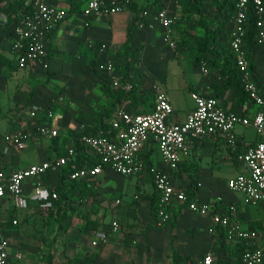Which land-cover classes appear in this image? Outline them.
<instances>
[{"label":"crops","instance_id":"0c3cea01","mask_svg":"<svg viewBox=\"0 0 264 264\" xmlns=\"http://www.w3.org/2000/svg\"><path fill=\"white\" fill-rule=\"evenodd\" d=\"M34 1L27 0L26 6ZM43 1L67 10L66 19L47 40L49 69L54 73V81L62 85L64 97H53L51 103L37 95L31 97V86L37 80L35 75L46 77L47 73L41 66H14L15 61H11L15 58L11 49V31H4L9 10L3 9L4 12H0V57L3 56L0 59V170L11 172L64 155L68 148L76 147L73 131L80 132L81 122L77 120L80 117L93 119L97 113H102L111 123L121 107L134 112L151 111L155 99L153 84L156 82L169 93L174 107L173 120L178 122L185 121L196 106L192 92L214 96L229 111L241 115L252 116L257 111V105L246 92H239L234 87L233 79L223 65L228 53H210L211 56L203 59L206 66L198 63L193 49L178 40L176 48L167 43L156 12L165 7L176 16L180 0H135L139 9H131L136 13L134 16L130 10H125L112 16L97 14L88 17L83 11L88 0ZM144 8L150 13L141 20L138 13ZM227 28L229 37L232 17ZM129 30L131 39L126 48ZM174 36L177 39L176 31ZM94 57H97L98 67L106 59L113 60L118 78L132 85L139 84L142 96L138 98L145 100L139 105L128 99L118 101L113 95L117 89L109 82V75L97 70L100 75L93 76ZM250 58L255 79L264 89V46L254 43L250 48ZM2 59L6 63H2ZM127 63L129 69L125 73ZM150 94L152 98H149ZM93 103H97L99 108H94ZM33 105L41 108L36 118L31 116ZM49 109L55 116L48 122L59 130L57 137H45L36 130L37 124L46 122ZM19 130H31L33 133L27 140V148L22 151L6 140L7 135ZM236 132L240 146L234 151L219 138H191L187 152L181 155L175 174L176 184L186 191L194 189V199L200 203L212 202L216 210L225 211L235 203L244 226L255 230L257 241L264 245V204L248 201L245 194L232 191L228 185L229 179L242 171L238 155L244 142L256 143L258 134L254 126L242 124L237 125ZM111 133L116 135V132ZM83 151L77 157L94 164L96 157L87 149ZM143 152L153 167L166 168L156 143ZM61 169L43 176L45 187L53 189L59 186ZM149 172L145 170L126 177L107 168L94 180H78V190L63 203L62 208H58L57 199L47 210L55 222L43 237L39 236L43 228L36 223L39 203L32 198L36 178L26 180L28 206H16L13 199L0 198V223L6 229L10 252L22 251L25 264H48L45 255L49 251L55 264H183L186 259H198L207 252H212L214 264H241L243 246L237 241H229L220 227L212 231V216L209 214L192 211L181 204L174 207L170 222L158 226L156 213L151 207L156 189ZM83 186L94 189L109 187L105 194L91 199L96 210L92 219L104 223L102 227L110 230L109 242L99 248L91 245L98 229L86 232L82 229L84 222L79 223L76 217L71 221L67 218L71 199ZM118 199L120 203H117ZM13 219L18 223L13 224ZM113 220H118L121 225L118 232L111 230ZM20 223L23 226L18 230L16 227Z\"/></svg>","mask_w":264,"mask_h":264},{"label":"built area","instance_id":"2783aa9c","mask_svg":"<svg viewBox=\"0 0 264 264\" xmlns=\"http://www.w3.org/2000/svg\"><path fill=\"white\" fill-rule=\"evenodd\" d=\"M3 4H6L4 2ZM133 0H88L84 14L94 16L106 14L112 16L119 12L132 9ZM235 13L232 16L230 31V48L240 72V79L248 97L257 105V111L252 116L241 115L229 111L218 98L199 92H192L195 108L183 122L173 120L174 107L169 93L158 82L153 84L155 92L154 107L149 112H134L121 107L113 121L115 134L101 130L97 134L84 133L80 142L98 160L94 164L85 163L82 166L73 165L69 178L72 180H94L101 176L107 168H111L123 176L138 175L147 170V163L142 157L146 147L156 143L166 163V168H152L154 186L158 193L159 209L156 214V224L161 226L172 219L174 207L186 205L190 210L212 216L211 230L220 227L229 241H237L244 247L242 264H264V245L259 244L258 233L244 226L238 206L229 205L225 211L216 210L212 202L200 203L198 199H190L183 188L177 186L175 174L179 168L181 155L187 152L191 138L203 140L214 137L224 140L234 151L240 144L236 132L239 124L255 127L258 140L256 143L244 142L243 150L238 159L242 168L235 177L229 179L228 185L232 191L242 192L248 201L254 204H264V89L255 79L252 61L245 41L250 13L256 16L257 45L264 46V0H236ZM150 10L139 12L141 20L149 15ZM159 23L163 26L167 43L178 46L173 30V15L165 7L156 12ZM16 22L12 28L11 49L16 63L20 68L48 67L49 54L47 40L50 33L67 17V10L43 0H35L31 9L27 7L17 10ZM201 64L206 65L202 60ZM207 66V65H206ZM100 69L109 75V82L115 89L130 91L133 85L122 82L115 74V62L104 60ZM206 70V68H203ZM41 111L39 105H33L32 117H38ZM52 109L48 110L46 122L37 124V132L45 137H57L59 130L49 120L54 118ZM111 134L110 136L108 134ZM31 130H19L6 136L7 142L22 151L27 148V140L32 135ZM9 147H7V150ZM77 158L76 147H70L67 153L56 159L45 160L31 164L11 172L0 170V198L13 199L16 206H28L25 197V182L36 178L32 198L39 205L49 210L54 200L59 199L55 189L44 186L43 176L55 169H60ZM121 200L118 199L117 203ZM18 220L13 219V224ZM113 232H118L121 225L113 220ZM110 240V230L98 229L91 241L94 248L105 246ZM212 252H207L198 259H186L183 264H214ZM0 264H25L22 251L10 252V242L6 229L0 225Z\"/></svg>","mask_w":264,"mask_h":264},{"label":"rangeland","instance_id":"374dc122","mask_svg":"<svg viewBox=\"0 0 264 264\" xmlns=\"http://www.w3.org/2000/svg\"><path fill=\"white\" fill-rule=\"evenodd\" d=\"M181 4L178 14L173 16V30L176 31V40H178L182 45L187 46L189 49L194 51L198 48V40L204 38L205 31L207 27H210L213 34H215L214 40L210 43V46L213 48L214 54L223 55L228 53L227 42H228V15L226 13V8L230 5L232 0H180ZM2 7V6H1ZM7 11L6 7L4 8ZM146 9V8H144ZM3 11V7L0 8V12ZM4 12V11H3ZM211 56L209 52L204 55L208 58ZM49 66L43 68V72L47 73L46 77H43L41 74H36L35 84L31 86V97L34 95L40 96L44 101L50 103L53 102V97H64L62 95L60 83H57L55 78L53 79V72L50 71ZM94 67V66H93ZM100 68V65H99ZM93 76L96 78L100 73L96 68H93ZM101 72L103 70L99 69ZM52 77V78H51ZM98 77V76H97ZM101 77V76H99ZM48 78V79H47ZM111 90V89H110ZM116 97V96H115ZM152 95L150 94V97ZM94 108H99L97 103L92 104ZM26 106V105H25ZM28 110V109H27ZM94 114V113H93ZM95 115V114H94ZM93 119L79 118L81 122L80 132H84L87 129L88 132H93L94 130H107V126L103 124V120L107 118L103 117L102 113H97ZM115 120V119H114ZM78 122V121H77ZM107 122V121H106ZM110 122V120H108ZM109 124V123H105ZM117 172V171H116ZM118 173V172H117ZM107 188L99 187L98 189L86 188L85 186L74 195L75 197L71 199L70 202V212L68 217L71 221L73 218H77L79 223L84 222L82 229L89 232L90 229H104L102 227L104 223H100L98 220L92 219V213L95 210V204H91L92 197H96L98 194H105ZM57 191V187H53ZM58 192V191H57ZM32 200H29V202ZM1 202V201H0ZM12 203V202H11ZM41 209L36 207V223L43 228V231H39L43 237L50 230L51 226L54 224L55 220L52 218V215L44 211V209L39 205ZM19 219V218H18ZM76 219V220H77ZM20 221V219H19ZM23 224L20 223L16 228L19 230L22 229ZM102 227V228H101ZM45 234V235H44ZM219 263L222 262L221 256L219 255ZM63 264V263H62Z\"/></svg>","mask_w":264,"mask_h":264},{"label":"trees","instance_id":"16d2710c","mask_svg":"<svg viewBox=\"0 0 264 264\" xmlns=\"http://www.w3.org/2000/svg\"><path fill=\"white\" fill-rule=\"evenodd\" d=\"M26 1L27 0H0V8L3 7V3L6 2V4H4L3 9L6 7L7 10H9V15H8V20L4 25V31H7L8 29H10V31H12V28L16 22V17L15 14L17 12V10H19L20 8L23 7H27L28 9H31L32 7V3H30L28 6H26ZM235 1L236 0H232V2L230 3V5L226 8V13L228 15V18H231L236 10L235 7ZM6 5V6H5ZM2 6V7H1ZM132 9L137 10L138 11V6L136 5L135 0H133V4H132ZM256 16L254 15V13H250L249 15V19H248V24H247V35L245 38L246 44L248 46V52L250 55V48L253 46L254 43H256L255 41V35L257 33V27H256V22H255ZM215 34L212 33L210 27L206 28V33L204 38L198 40V48L195 51V58L198 61V63L201 64V61L203 59H207L206 57H204V55H206L207 52L214 54L213 48L210 46V43L214 40L215 38ZM228 42H227V48H228V57L225 59L223 65L225 66V68L228 69L229 75L230 77L233 79L234 82V87L236 88L237 91L239 92H246L242 83H241V79H240V72L239 69L237 67V64L234 60V55L233 52L230 48V36L228 37ZM130 39H131V31L129 30V35H128V41L126 44V48L129 47V43H130ZM99 49V47L97 48V50ZM3 57V56H2ZM0 57V59L2 58ZM96 59L97 57H94V68H96L97 70H99L98 65H96ZM233 59V60H232ZM11 61H15L14 66L20 68L18 66V64L16 63V59L12 58ZM2 63H6L5 59H2ZM129 63L125 64V69L126 71L123 72H127ZM252 68H254V64L252 63ZM101 72V71H100ZM125 76V75H124ZM106 84V83H105ZM107 86V85H106ZM141 86L139 84H134L132 90L127 91V90H122V89H117L114 90L113 95L116 96V99L119 100H123V99H128L129 101H131L134 105H139L141 104L145 99H140L138 97L142 96V92H140ZM110 90V88H108ZM246 94L248 95V93L246 92ZM145 96V94H144ZM148 97V96H146ZM32 116V115H31ZM107 121V122H106ZM105 123H109L108 120H103V124L104 126H107V130L105 131H110L111 132H115V128L113 126V122L109 123V124H105ZM89 130L87 129L84 132H74V136H75V144H76V149H77V155H79L81 152L83 153L86 148L85 146L80 142V136L84 133H93V134H97L99 133L98 130H94L93 132H88ZM109 136L111 135L110 133L108 134ZM67 153V151H66ZM65 153V154H66ZM142 157L143 159L146 161L147 163V170L150 171L149 173H151L152 179L154 177V172L152 171L153 167L152 162L150 159H148V157L145 155V153H142ZM81 158V157H80ZM80 158L77 157V160L74 162H70L67 165H65L64 167H62L61 169V174H60V182H59V186L57 187L58 193H59V203H58V208H62L63 203L65 204L68 199L70 198L71 195H73V193H75L78 190V180H72L69 178L70 176V172L73 170V164H77V166H82L85 164L86 159L84 160H80ZM98 160L95 161V163ZM154 181V180H153ZM190 197V199H194L193 195H194V189L189 188L186 191ZM152 209L155 211V213L157 214L158 209H159V199H158V193L156 190V197L154 202L151 205ZM174 217V216H173ZM57 218H59V215L57 214ZM59 222H61L60 220H58ZM1 225V223H0ZM244 248V247H243ZM244 252V251H243ZM46 261L48 264H55L54 262V256L53 254L49 251L46 255ZM242 258V257H241ZM241 264H242V259H241Z\"/></svg>","mask_w":264,"mask_h":264}]
</instances>
